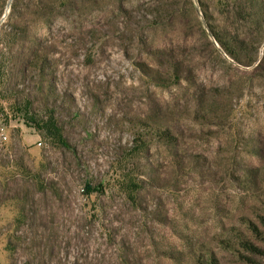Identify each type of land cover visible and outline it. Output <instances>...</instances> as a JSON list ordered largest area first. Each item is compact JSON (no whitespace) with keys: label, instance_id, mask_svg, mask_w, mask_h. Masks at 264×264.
Returning <instances> with one entry per match:
<instances>
[{"label":"rangeland","instance_id":"obj_1","mask_svg":"<svg viewBox=\"0 0 264 264\" xmlns=\"http://www.w3.org/2000/svg\"><path fill=\"white\" fill-rule=\"evenodd\" d=\"M5 1L0 264H194L204 245L243 264L217 237L263 228L264 177H243L264 174V0H175L167 17L150 11L171 0ZM151 119L176 143L137 142Z\"/></svg>","mask_w":264,"mask_h":264},{"label":"trees","instance_id":"obj_2","mask_svg":"<svg viewBox=\"0 0 264 264\" xmlns=\"http://www.w3.org/2000/svg\"><path fill=\"white\" fill-rule=\"evenodd\" d=\"M175 0H171V3L164 7L159 8H152L150 11L151 14H155V17H158L159 15L162 16L163 13L168 15V13L171 14V10L169 7L172 8V14L174 12L173 5ZM6 1L0 0V19L3 15V7L5 8ZM244 15L246 18L255 19L254 17L261 16L262 13H260L258 10H255L253 8L245 9ZM247 12V13H246ZM172 16V15H170ZM164 17V16H163ZM168 19V18H167ZM251 22V21H248ZM24 33V30H23ZM213 33L215 35V38L217 42L220 44L221 48L225 51V53L232 59L235 60H243L248 59L249 55H252V51L250 50V47L247 44V41L244 39H229L228 36H226L223 32H217L213 30ZM37 53H34V58H37ZM45 64V65H44ZM44 64L39 65L36 62V65H38L42 72H44L46 68V62ZM171 68L175 70V73H178L179 66L172 65ZM43 76L45 74L43 73ZM158 78L161 80L162 78L158 76ZM46 91V90H45ZM51 92V91H50ZM46 112H48L47 120L41 121L42 129L46 131H51V137L55 138V140L61 144V146L67 147V143H65V140L63 139L62 132L58 126V121L55 116V112L53 109L51 110L46 107ZM137 132H135V138L136 141L140 144H144L143 140L147 141L152 138H157L159 140H163L167 143L174 144L176 143V137L171 134V131L169 129L161 128V125H158L154 120L148 121H141L137 123ZM261 168L256 167L253 169L248 170L247 175L243 177L248 183H250V186L252 189H256V191H259V177L262 180L264 177V174H260ZM264 184V180H262ZM264 195V194H263ZM263 197V196H262ZM262 227L261 228L256 222H253L252 220H249V218H245V222L247 224V232H242L239 229H234L231 231L230 236H227L229 238H221L217 237V240L219 241L220 245H222L224 248L233 251L235 254H237L239 261L243 264H261V259L264 257V217H262ZM216 243V242H215ZM194 257V264H220L218 258L214 254V250L211 248H208L207 245L202 246L198 250H194L193 252Z\"/></svg>","mask_w":264,"mask_h":264},{"label":"water","instance_id":"obj_3","mask_svg":"<svg viewBox=\"0 0 264 264\" xmlns=\"http://www.w3.org/2000/svg\"><path fill=\"white\" fill-rule=\"evenodd\" d=\"M10 6V4H8V7Z\"/></svg>","mask_w":264,"mask_h":264}]
</instances>
